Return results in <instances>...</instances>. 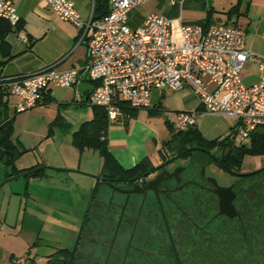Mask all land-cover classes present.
Instances as JSON below:
<instances>
[{
    "label": "flooded vegetation",
    "instance_id": "flooded-vegetation-1",
    "mask_svg": "<svg viewBox=\"0 0 264 264\" xmlns=\"http://www.w3.org/2000/svg\"><path fill=\"white\" fill-rule=\"evenodd\" d=\"M219 155L194 149L139 173L94 174L47 264H264V163L225 168Z\"/></svg>",
    "mask_w": 264,
    "mask_h": 264
},
{
    "label": "built area",
    "instance_id": "built-area-1",
    "mask_svg": "<svg viewBox=\"0 0 264 264\" xmlns=\"http://www.w3.org/2000/svg\"><path fill=\"white\" fill-rule=\"evenodd\" d=\"M109 1V11L102 18L83 19L71 0H47L57 17L80 30L87 59L64 70L47 65L9 77L10 93L17 98L14 111L32 110L50 86L74 87L82 79L94 82L88 101L103 107L108 120L117 118L121 102L149 107L153 90L189 88L199 108L176 112L177 128L195 125L200 112L236 119L234 136L239 143L248 142L257 129L264 134V55L245 48V33L238 24L204 27L183 22L181 15L170 18L154 11L132 27L129 13L149 0ZM0 17L12 24L20 18L11 0H0ZM248 61L257 65L256 80L250 84L241 75Z\"/></svg>",
    "mask_w": 264,
    "mask_h": 264
},
{
    "label": "crops",
    "instance_id": "crops-1",
    "mask_svg": "<svg viewBox=\"0 0 264 264\" xmlns=\"http://www.w3.org/2000/svg\"><path fill=\"white\" fill-rule=\"evenodd\" d=\"M11 1L17 9L19 17L24 22V28L19 33H9L6 36V41L10 45V52L14 57L3 66V77L30 74L47 65H54L57 70H64L81 64L87 59L88 47L85 40L79 42L80 30L70 22L57 17L48 5L47 0ZM71 1L83 19H88L93 15L94 0ZM246 1L247 14L245 15L248 17L247 24L250 25L243 28L242 25L240 26L245 33L244 45L246 49L264 55V0ZM249 2L251 3L250 6H248ZM135 10L138 12L137 8ZM96 16H100L99 11L96 12ZM142 17L144 18V16ZM31 43L32 46L30 47ZM93 86L94 83L87 79H82L76 86L69 88L50 86L49 90L53 101L46 105H37L32 109L49 108L52 111V113L49 112L50 115L46 116V120L40 125L41 129L36 131L28 129L30 116H33V113H29L20 119L15 117L14 126L18 134H14V136L18 138L24 148L28 150L37 149L49 139V132L47 131L50 128L53 129V126L56 125L53 124V121L57 116L61 118L60 126L65 125L70 131L76 130L82 122L92 118V104L88 101V95ZM164 90L166 89L153 90L151 92V105L149 107H155L156 105V108H160L163 106ZM190 92V94H184V102L179 109L174 108L175 112L198 110V99L192 91ZM77 95H79L80 100L76 99ZM14 97L16 98L12 94H9L8 97L10 114L14 112V105L17 101V98L13 100ZM70 103L80 107L74 120L76 124L80 123L78 127L75 126V122L66 120L64 111L61 110V107H67ZM55 113L57 116L52 119ZM198 115L213 114L198 112L196 118ZM222 117L227 118L226 116ZM196 125L197 122H195ZM233 127L235 128L236 126L229 125L228 130L224 134ZM200 132L205 138L214 139L208 138L203 131L200 130ZM107 139L111 153L124 168L132 167L145 156L150 157L153 163L159 160L157 151L160 148V144L158 142L155 143L154 147H150L146 140L137 144L127 143V136H124V129L122 127H110ZM53 157L55 158L52 161L36 158L37 162H34L31 166L46 165L48 163L51 165L82 168L81 157H79V166H75V161H72L70 157L68 159H57L56 155H53ZM31 166H24L21 169ZM27 178L25 182L27 185L41 182L42 180L46 181L50 179L53 181L55 179H63L59 173H44L37 177ZM65 178L68 181L71 180L69 176ZM89 188L90 184L86 186V193H88ZM14 189H18V186L9 188L8 193H6V195L10 196V199L20 193L19 190ZM31 196V194L28 196L24 208H22V202L19 203L18 208L14 207V213H9L8 209L5 210L3 205L0 206V264H47L46 254L48 252L41 250L42 237H40L47 216L43 217L44 208L37 203L39 201H34L35 199ZM76 197L74 195L71 197L70 204H74ZM49 199L51 200V198ZM34 208L37 209L35 210L37 214L32 213Z\"/></svg>",
    "mask_w": 264,
    "mask_h": 264
},
{
    "label": "rangeland",
    "instance_id": "rangeland-1",
    "mask_svg": "<svg viewBox=\"0 0 264 264\" xmlns=\"http://www.w3.org/2000/svg\"><path fill=\"white\" fill-rule=\"evenodd\" d=\"M170 1L171 0H166V4H169ZM237 1L238 0H182L183 4L181 3L179 14L185 23H197L206 20L208 16L214 22L225 23L228 20L226 12L230 10ZM246 5L247 1L245 0L242 5V11ZM250 5L251 3L249 2L248 6ZM211 7L213 11L208 15V11ZM164 9L165 6L158 5V0H149L137 8L142 16H146L154 11H163ZM232 16L238 26L242 25L243 28L250 25L247 24L248 17L245 14H240L239 12V14H234ZM241 75L243 81L246 84H250L256 78L257 65L248 61ZM190 91L192 90L189 88H183L177 91L166 89L164 90L165 95L163 96L164 100L162 101V107L156 108V105L155 107H140L132 110L129 114L124 113V117L118 115L117 119L108 120V129L116 126L122 127L124 129V136H127V143L131 142L132 144H137L146 140L150 147H154L156 142L161 146V142L166 141L170 137V125L175 129L177 128L175 123H173L176 115L174 108H180L181 104L184 102V94H190ZM14 99L16 100L15 97L13 100ZM79 108L80 107L75 106L73 103H70L67 107H61V110L64 111L66 120L75 122L74 120L77 117L76 113H78ZM41 109L42 108H36L30 112L17 113L16 118L20 119L29 113H33V116H30L29 119L28 129L35 131L40 130V125L46 120V116L48 117L50 115L49 112L52 113L49 108ZM56 116L55 113L52 119ZM196 122V127L203 131L208 138L219 137L228 130L229 125H237V121L234 118H225L214 114L198 115ZM79 124L75 122L76 127H78ZM47 132H49V139L37 149H27L15 159L13 166L6 168L0 161L1 183L6 179V172L11 173L14 170L24 168V166H31L34 162H37L36 158L52 161L55 158L53 155H56L57 159H68L70 157L72 161H75V166H79V157H81L82 168L46 164L69 169L63 171H54L51 169L44 170V173H59L63 178L61 180H42L41 182H34L33 184L27 185L25 182L29 176H23L6 182L0 187V206L3 205L5 210L8 209L9 213H14L15 211L13 208H18L20 202H22V208H24L30 194L32 195L31 197L35 199L34 201H39L37 203L44 208L43 210H45V212L43 211V217L45 218L47 216V219L40 234V237H42L41 250H43V252H49L54 248L68 244L70 238L69 229L74 227L76 221V211L74 206L70 204L71 197L83 193L84 190H86V186L92 182L91 177L82 173L96 174L95 172H101L102 168V158L97 151L87 148L79 151L72 145V131H70L68 127H65V125H55L51 131L49 130ZM14 134L18 133L15 131ZM236 141L239 143V137H237ZM261 163H264V157L246 156L243 160V168H253ZM70 170H75L76 172ZM67 176L70 177V181L65 178ZM16 185L18 189L14 190H19L20 193L14 195L10 199V196L6 195V193H8L7 191L9 188H14ZM49 198H51V200ZM37 203L35 204L37 205ZM35 210L37 209L34 208L33 214H37Z\"/></svg>",
    "mask_w": 264,
    "mask_h": 264
},
{
    "label": "trees",
    "instance_id": "trees-1",
    "mask_svg": "<svg viewBox=\"0 0 264 264\" xmlns=\"http://www.w3.org/2000/svg\"><path fill=\"white\" fill-rule=\"evenodd\" d=\"M174 1L175 3L171 5L170 3L166 4V0H158V5L165 6V9L160 12L170 18L179 16V11L181 10L180 0ZM244 1L245 0H238L237 3L226 12L228 20L225 23H236L232 16L234 14H239V12L240 14H247V6H245L242 11ZM109 8V0H94L92 18H102L107 14ZM98 11L100 16H96V12ZM211 11H213L212 7L209 9L208 15H210ZM142 20V15L136 10H132L129 13V24L132 27L140 24ZM197 23L207 27L210 24L218 22L212 21L208 16L206 20ZM23 28L24 22L21 18L12 24L8 19L0 17V161L6 168L13 166L15 159L27 150L21 145L18 138L14 136V121L19 112L14 111L12 114L9 113L8 97L9 94H11L8 85L9 77L2 76L3 66L14 57L10 52V45L6 41V36L9 33H19ZM31 46L32 43L30 44V47ZM52 101L53 97L50 95L48 87L42 91V97L37 105H46ZM135 109H137V107H131L126 102H121L119 115L124 117V113L129 114ZM60 123L61 118L57 116L53 124L57 125ZM108 127L106 110L101 106L92 105V118L82 122L76 130L71 132V143L79 151L86 148L97 151L102 158V173H118L124 175V173H139L153 168V162L148 156H145L130 168L122 167L109 149L107 139ZM51 130L50 128V131ZM234 131L235 128L233 127L228 131L230 134L226 133L214 139H207L195 125L185 129H175L170 125V137L161 143L157 151L158 156L164 158L169 154L183 155L194 149H204L209 152L214 151L215 153H219V162L225 168H241L246 156H264V134L261 133L260 129L253 131L249 141L246 143H238L235 139ZM36 166L37 165L25 169L14 170L11 173L6 172L5 178L30 170ZM42 174H44V171H39L29 177L40 176Z\"/></svg>",
    "mask_w": 264,
    "mask_h": 264
},
{
    "label": "water",
    "instance_id": "water-1",
    "mask_svg": "<svg viewBox=\"0 0 264 264\" xmlns=\"http://www.w3.org/2000/svg\"><path fill=\"white\" fill-rule=\"evenodd\" d=\"M46 169H51V170H54V171H63V170H69V169H66V168H62V167H55V166H51V165H39V166H36L30 170H27V171H23V172H20L16 175H13V176H10V177H7L6 179H4L1 183H0V187L2 185H4L6 182H9L11 180H14V179H17V178H20V177H23V176H30L32 174H35L39 171H44ZM70 171H75V170H70ZM76 172V171H75ZM79 172V171H78ZM84 175H87L88 177H93V178H97V176H95L94 174H91V173H82Z\"/></svg>",
    "mask_w": 264,
    "mask_h": 264
}]
</instances>
